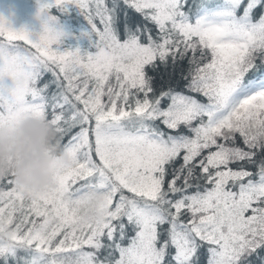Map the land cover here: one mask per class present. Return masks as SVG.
<instances>
[{"label":"snow or ice","instance_id":"snow-or-ice-1","mask_svg":"<svg viewBox=\"0 0 264 264\" xmlns=\"http://www.w3.org/2000/svg\"><path fill=\"white\" fill-rule=\"evenodd\" d=\"M37 3L39 33L0 16V126L46 119L71 164L0 178V264H264V0ZM71 5L94 51L60 50Z\"/></svg>","mask_w":264,"mask_h":264},{"label":"clouds","instance_id":"clouds-1","mask_svg":"<svg viewBox=\"0 0 264 264\" xmlns=\"http://www.w3.org/2000/svg\"><path fill=\"white\" fill-rule=\"evenodd\" d=\"M25 86L23 78L13 81V87ZM70 164V155L60 147L58 133L46 119L29 115L0 126V178L11 173L19 188L42 192L52 186L56 170ZM104 203L103 193L89 190L82 214L89 220L100 219Z\"/></svg>","mask_w":264,"mask_h":264},{"label":"rangeland","instance_id":"rangeland-1","mask_svg":"<svg viewBox=\"0 0 264 264\" xmlns=\"http://www.w3.org/2000/svg\"><path fill=\"white\" fill-rule=\"evenodd\" d=\"M74 7L77 13L83 15L84 21L85 15L75 5ZM37 12V0H0V16L8 20L14 29L26 28L33 33H39L42 18L37 17ZM53 13L57 15L59 28L65 33L59 45L61 51L75 48H79L81 51H94L89 50L95 39L91 35V27L88 23L79 26L73 23L69 7L62 13L53 9Z\"/></svg>","mask_w":264,"mask_h":264},{"label":"trees","instance_id":"trees-1","mask_svg":"<svg viewBox=\"0 0 264 264\" xmlns=\"http://www.w3.org/2000/svg\"><path fill=\"white\" fill-rule=\"evenodd\" d=\"M109 2H110V0H109ZM69 8H70V11H71L70 15L72 16V20L71 21L73 23H76L78 26L79 25H82V24H86V23L89 24V22L87 21V18H84V21H83V15L80 14V13H77L75 11L74 5L69 6ZM53 14L56 15L55 13H53ZM96 22H97V26L102 29L103 26L99 23V20H97ZM75 29H77V28H75ZM92 37L95 39L94 36H92ZM90 47H91V49H89V50H94L93 49L94 48L93 45L90 46ZM47 78H50V74H48L47 77H42L41 81L39 82V84L37 86L38 87H42L43 86V83L46 82V79ZM260 260H261V258L259 256L253 258L254 264H256V262L257 261H260Z\"/></svg>","mask_w":264,"mask_h":264}]
</instances>
